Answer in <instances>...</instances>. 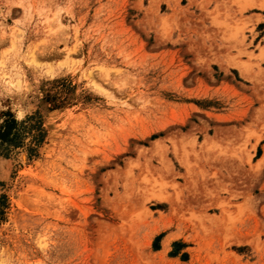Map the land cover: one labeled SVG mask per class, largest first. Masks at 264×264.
<instances>
[{
	"label": "rangeland",
	"instance_id": "374dc122",
	"mask_svg": "<svg viewBox=\"0 0 264 264\" xmlns=\"http://www.w3.org/2000/svg\"><path fill=\"white\" fill-rule=\"evenodd\" d=\"M12 120L0 264H264V0H0Z\"/></svg>",
	"mask_w": 264,
	"mask_h": 264
},
{
	"label": "trees",
	"instance_id": "16d2710c",
	"mask_svg": "<svg viewBox=\"0 0 264 264\" xmlns=\"http://www.w3.org/2000/svg\"><path fill=\"white\" fill-rule=\"evenodd\" d=\"M15 124H16V121L14 120L5 122V124L0 128V140L6 141L9 143L14 142V139L18 136L17 131H13ZM15 145H17L16 141H15Z\"/></svg>",
	"mask_w": 264,
	"mask_h": 264
},
{
	"label": "bare ground",
	"instance_id": "6f19581e",
	"mask_svg": "<svg viewBox=\"0 0 264 264\" xmlns=\"http://www.w3.org/2000/svg\"><path fill=\"white\" fill-rule=\"evenodd\" d=\"M25 157V156H24ZM22 158H23V156H22ZM23 161V160H22Z\"/></svg>",
	"mask_w": 264,
	"mask_h": 264
}]
</instances>
